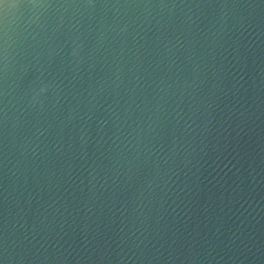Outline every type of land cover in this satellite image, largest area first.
Returning <instances> with one entry per match:
<instances>
[{"label": "water", "instance_id": "95a60500", "mask_svg": "<svg viewBox=\"0 0 264 264\" xmlns=\"http://www.w3.org/2000/svg\"><path fill=\"white\" fill-rule=\"evenodd\" d=\"M0 264H264V0H0Z\"/></svg>", "mask_w": 264, "mask_h": 264}]
</instances>
